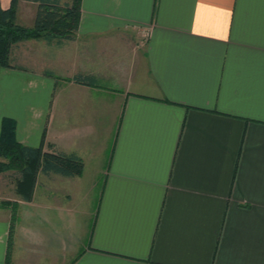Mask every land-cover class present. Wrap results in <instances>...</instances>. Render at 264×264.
<instances>
[{
	"label": "crops",
	"instance_id": "0c3cea01",
	"mask_svg": "<svg viewBox=\"0 0 264 264\" xmlns=\"http://www.w3.org/2000/svg\"><path fill=\"white\" fill-rule=\"evenodd\" d=\"M38 8L21 0L18 24ZM11 58L0 131L11 116L21 143L45 133L85 166L0 203V264L11 201L13 264L37 253L19 242L37 264H264V0H82L73 38L23 40ZM87 173L101 192L85 228L70 202Z\"/></svg>",
	"mask_w": 264,
	"mask_h": 264
},
{
	"label": "trees",
	"instance_id": "16d2710c",
	"mask_svg": "<svg viewBox=\"0 0 264 264\" xmlns=\"http://www.w3.org/2000/svg\"><path fill=\"white\" fill-rule=\"evenodd\" d=\"M21 0H12L9 8H3L0 0V71L2 68H14L11 54L13 46L23 40L39 38H73L81 20L82 0H72L61 4L60 0H31L39 3L35 23L32 27L18 24L17 11ZM75 81L94 85L92 75H76ZM45 133L39 146H29L17 138V121L11 116H4L0 131V172L17 171L16 191L25 201L34 196L38 174H59L75 177L84 171V161L73 154L58 150H45ZM2 159V160H1ZM8 202V201H7ZM13 204L12 225L9 237L8 253L5 264H13L12 243L15 231L14 218L18 203Z\"/></svg>",
	"mask_w": 264,
	"mask_h": 264
},
{
	"label": "rangeland",
	"instance_id": "374dc122",
	"mask_svg": "<svg viewBox=\"0 0 264 264\" xmlns=\"http://www.w3.org/2000/svg\"><path fill=\"white\" fill-rule=\"evenodd\" d=\"M91 174L92 173H87L86 178H84V180L78 186V188L74 189L73 191L76 194V196L72 197L73 198L72 202L69 201L72 206L77 208L78 213L80 214L82 213L81 222L84 224L85 228L90 223L89 218H90L91 212L95 210V208L98 206L100 192H101V187L99 185L98 186L91 185L90 183ZM18 178H19V173L17 171L13 170V171L0 172V203H2V206H6L5 203L8 201V199L12 200L17 197L18 193L16 191V187H17ZM64 202L68 203V197L66 198V200H64ZM15 215L16 216L14 218L15 219L14 223H15V231H16V225H17L18 217H19L18 212H16ZM15 231H14V234H15ZM15 235L13 236L14 246L16 244ZM19 246H21L24 249H27V248H30L31 250L34 249L35 252L37 253L32 254L31 252V253L21 254L20 252H18L17 254L18 264H33V263L37 264V261L41 258V256H43L38 253L39 249L37 247L38 245L36 244L33 245L30 243L26 244L23 242H19ZM11 255H12V252H11Z\"/></svg>",
	"mask_w": 264,
	"mask_h": 264
}]
</instances>
